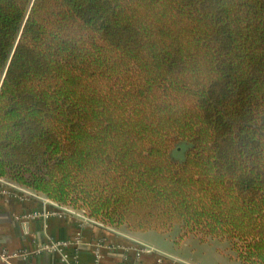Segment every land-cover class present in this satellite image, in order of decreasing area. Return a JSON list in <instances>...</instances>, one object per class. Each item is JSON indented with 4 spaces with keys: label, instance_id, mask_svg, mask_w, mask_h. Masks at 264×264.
Returning <instances> with one entry per match:
<instances>
[{
    "label": "trees",
    "instance_id": "obj_1",
    "mask_svg": "<svg viewBox=\"0 0 264 264\" xmlns=\"http://www.w3.org/2000/svg\"><path fill=\"white\" fill-rule=\"evenodd\" d=\"M0 179L264 264V0H0Z\"/></svg>",
    "mask_w": 264,
    "mask_h": 264
},
{
    "label": "crops",
    "instance_id": "obj_2",
    "mask_svg": "<svg viewBox=\"0 0 264 264\" xmlns=\"http://www.w3.org/2000/svg\"><path fill=\"white\" fill-rule=\"evenodd\" d=\"M25 190L31 195L34 193ZM45 210H52V207L0 183V257H8V264H68L64 255L76 264H134L138 244L151 246L183 261L180 256L155 246L160 245V240L155 243L148 239L151 232L83 223L73 216L34 217L35 213ZM51 242L64 244L62 251L45 250L44 246ZM158 258L155 253L143 254L139 264H157ZM0 264L5 263L0 260Z\"/></svg>",
    "mask_w": 264,
    "mask_h": 264
},
{
    "label": "rangeland",
    "instance_id": "obj_3",
    "mask_svg": "<svg viewBox=\"0 0 264 264\" xmlns=\"http://www.w3.org/2000/svg\"><path fill=\"white\" fill-rule=\"evenodd\" d=\"M189 148L187 143L174 140L170 158L176 163H181ZM182 233L180 226H174L162 234L151 231L148 239L154 242L159 239L160 245L156 244L155 246L174 256H180L179 258L183 260L180 262L187 264H241L229 240L209 239L202 242L199 237L194 235L182 238Z\"/></svg>",
    "mask_w": 264,
    "mask_h": 264
},
{
    "label": "built area",
    "instance_id": "obj_4",
    "mask_svg": "<svg viewBox=\"0 0 264 264\" xmlns=\"http://www.w3.org/2000/svg\"><path fill=\"white\" fill-rule=\"evenodd\" d=\"M0 183L5 184V185L10 186V187H13V188H16V189L22 191L23 193H25L26 195L33 196L34 198H37V199L43 201L45 205L52 207V210H45V211H42L40 214L35 213L34 214L35 218H38V217L39 218H49L50 216L62 217L65 215V216L76 217L77 219H79L83 223L85 222V223H91V224L103 226L101 223L87 217L84 212H77V211L72 210L69 207L58 205L57 203H54L53 201L47 199L46 197L38 195L36 193H32V195H31V193L27 192V190H25L24 188H21L15 184H12V183L4 180V179H0ZM138 245H139V248H138L139 250L137 252V258H136V261L134 262V264L140 263V260H141L143 254H152V253H155L159 256V258L157 260V264H164V263L187 264L184 262H180L177 259L173 258L172 256H170L166 253H163V252H161V251H159V250H157L151 246L144 245V244H138ZM63 246H64V244H61L59 242H51L50 244L45 245L44 249L48 250V251H62L61 249ZM63 257H64V260L68 262V264H76V262L70 260L67 255H64ZM0 260H2L5 264H8V257H6L5 255H2L0 257Z\"/></svg>",
    "mask_w": 264,
    "mask_h": 264
}]
</instances>
